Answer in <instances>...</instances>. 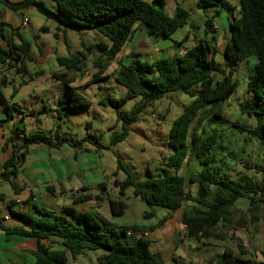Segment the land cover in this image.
<instances>
[{
    "label": "trees",
    "instance_id": "1",
    "mask_svg": "<svg viewBox=\"0 0 264 264\" xmlns=\"http://www.w3.org/2000/svg\"><path fill=\"white\" fill-rule=\"evenodd\" d=\"M6 2L14 10L36 7L47 18L58 23V31H63L66 40V32L75 30H96L106 36L111 44L97 42L87 47L88 50L97 49L103 58L109 61L118 60L119 67L114 72V79L127 88V92L119 99L108 98L116 107L135 97H141V102L130 111L117 110V119L122 122L123 129L111 138L115 144L123 141L129 135L130 126L137 122L140 115L151 103L161 99L165 94L181 91L193 99L185 105L182 113L174 120L169 134V146L172 154L166 159L164 174L155 176L152 173L145 180H136L130 173L123 181L115 179L121 195L129 187H133V193L152 207H163L170 212L181 209L186 203L190 208L183 212L182 223L189 237L197 243L207 239L222 240L226 235L217 229L232 223L236 217L235 205L241 199H249L252 203L264 204V149L262 157L258 161L257 179L236 177L233 172L224 171L217 163L213 153L218 143V133L213 128V133L203 137L198 132V126L204 119H224L222 103H224L238 88L239 80L235 78L236 68L241 62H246L254 57L256 64L254 72L247 82L248 96L239 105L241 114L255 117L257 125L254 129H248L253 138H257L264 147V0H239L240 16H234L230 22V43L224 56L227 67L215 59L214 49L206 39H200L194 46L187 49L183 55L175 54L172 57L161 58L155 62H149L136 57L129 63L119 60L123 48L129 38L139 26H145L149 34L171 37L179 28L187 25L189 14L178 6L173 15L166 12L165 0H52L58 6V10H52L42 0H22L18 3ZM200 7L221 5L231 15L234 7L225 0H199ZM211 21H207V27ZM18 37V43L11 40L7 47L0 46V65L8 64L16 68L18 73L26 71L24 62L34 61L31 53L32 43L26 41L21 34L13 30ZM86 53L80 56H57V62L66 70L62 73H53V78L61 80L68 86L67 98L62 108L76 109L91 104L84 95L71 86L75 81L70 77L73 71H80V64H84ZM99 71L94 79L100 78L105 72L106 66L97 63ZM41 75V73H37ZM33 78V77H31ZM27 83L23 80L20 86ZM19 88H14L11 97H15ZM107 98L100 101L105 103ZM0 103L10 113V104L0 89ZM60 115V114H59ZM14 131H20L15 128ZM19 135V133L17 132ZM57 140L47 136L42 131L38 133L24 134V142L19 145L12 134L8 138L11 144L10 156L2 164L3 170L0 178L10 182L14 191L19 193L21 188L12 181L17 176L19 169L26 161V156L34 146L61 149L64 143H69L76 150L84 151L82 146L85 139L72 141L56 134ZM196 157L203 165L196 174L187 179L180 171L190 157ZM123 168L119 161V169ZM248 178V179H247ZM105 182L100 184L103 190ZM196 187V193H192L188 185ZM86 188V187H83ZM53 192V188L47 187ZM101 198V197H97ZM31 198L27 199L28 203ZM92 200L91 194L74 197L73 204H82ZM111 214L122 216L127 208L123 200L107 199ZM12 201L9 207L13 214L19 216L23 224L6 226L0 217V229L6 234H19L32 236L38 239V248L34 251L36 261L34 264H68V251L76 258L86 250H103L99 257L101 264H166L160 252L151 250L152 241L142 235L135 243H130L127 238V230L143 231L144 227L132 224L122 227L109 225L98 213L90 211L77 212L74 206L64 207L61 213H56L48 208L33 204L28 211H15ZM154 212L149 211L145 217H153ZM166 217L160 221L163 223ZM260 218L252 215L248 218L242 215L237 224L244 226L248 221L256 223ZM50 237L62 240L64 249H52L44 243ZM238 252L232 248L225 250L214 260L205 264H264L246 257L248 251L245 246L239 244ZM264 255V251L262 250ZM0 264H2L0 262ZM24 264V263H23Z\"/></svg>",
    "mask_w": 264,
    "mask_h": 264
},
{
    "label": "rangeland",
    "instance_id": "2",
    "mask_svg": "<svg viewBox=\"0 0 264 264\" xmlns=\"http://www.w3.org/2000/svg\"><path fill=\"white\" fill-rule=\"evenodd\" d=\"M9 1L11 3L20 2ZM165 1L166 12H172L173 0ZM230 1L238 7L239 0ZM178 2L181 1L178 0ZM48 3L49 1L45 2L49 7ZM183 8L190 16L195 14L196 6L193 8L191 5L183 4ZM209 10L213 14L215 10L220 12L219 15H215V20L220 29L227 31L228 19L226 17L229 14L228 11L220 4L210 6ZM22 14L19 10L11 8L6 2L0 1V46L7 47L12 37V29H14L12 26L18 27L21 32H30L38 28V23L23 28ZM235 14L240 15L237 10H235ZM41 15V13L32 12L28 16L38 22V17ZM176 33L177 35L182 34L183 30H178ZM100 37L108 39L98 31L91 29L87 33H82L81 42L73 44L72 48L73 53L77 49H80V53H86V58L83 60L84 64H80L82 69L73 71L70 77L76 79L71 83V86L90 100L89 106L76 109L62 108L61 103L67 98L68 86L61 80L53 78L52 74L62 73L66 69L60 66L57 60L52 57L46 58L47 55H44L45 61L43 62L26 60L23 64L26 71L21 73H18L16 68H11L8 64L0 65V89L11 107V116L7 111H4L3 116L0 113V123L5 125V128L8 122L15 121L19 125L21 132L13 131L12 133L16 137L15 142L19 145L24 142V134L40 131L52 137L54 141L57 140V132L60 137H66L72 141L85 139L82 144L84 151H78L72 169L74 171L73 182L82 183L86 186L75 190H60L67 198V203L60 208L74 206L77 212H94V209L96 210L98 207L105 220L109 222L108 224L115 227L125 223L140 226L155 225L161 221L168 209L150 206L134 195L133 187H129L125 191V195H121L119 187L115 184V179L123 181L127 177V173L140 181L147 179L150 173L155 176L164 174L166 159L172 152L169 146L171 126L182 113L185 105L189 104L193 98L181 91L165 94L161 99L146 107L139 120L130 126L127 138L112 144V136L120 133L123 129L122 122L117 119V110H132L136 104L141 102V97L127 100L120 107L113 106L109 102L108 98L119 99L124 96L127 88L113 77L107 76L112 75L113 67L111 66L106 70L109 71L106 72L107 75L97 80L94 79L95 73L100 69L97 65L99 51L97 49L88 50L87 47L101 42ZM14 39L18 40L17 36ZM78 53L74 54L80 56ZM35 54L37 55V52ZM105 62L106 59L101 58V64L105 65ZM252 64L248 62L242 67L236 68L235 78L239 80V85L237 90L222 103L224 119L216 120L215 123L211 122L210 119H204L198 126V132L206 137L213 133V128L217 130L218 143L213 150L217 163L214 165L220 166L224 171L233 172L238 178H244V174H246L247 177H252L255 180L259 177L258 161L262 157L264 147L257 138H253L247 132L248 129L256 127V118L241 114L239 109L240 103L248 96L247 82L254 72ZM37 73H41V75H37ZM85 79H89L88 82L90 83L85 82ZM23 80H27V83L20 86ZM15 87L19 88L16 100L15 97H11ZM102 98H107L105 103L100 101ZM261 106H264V101L261 102ZM9 146L12 150L11 144ZM34 147L39 151L34 150L26 156L27 165L30 169L31 161L41 158V149L47 152L46 158L48 160L53 158L51 152L58 150L39 145ZM71 147L76 152L77 149ZM55 153L58 154V152ZM119 161L122 162L123 168L119 169L117 176H115L114 173L118 170ZM35 163L39 164V161ZM52 167L54 168V165ZM202 167L200 160L192 156L188 159V164L187 162L184 164L181 174L188 179L190 175L196 174ZM2 170L3 168L0 167V174ZM103 182L106 183L104 190L100 188V184ZM2 187L1 189H4L5 193V196L2 197L7 205L12 200H17L19 195L16 197L10 184L3 183ZM191 192L196 193L195 186H191ZM84 194H91L92 200L76 204L77 206L74 205V197ZM108 198L123 200L127 203V208L122 216H113L111 213H107L109 210ZM26 204L25 202L21 203V206L25 208ZM39 204L41 203L39 202ZM190 206V203H186L184 208H190ZM13 209L17 211L18 206L14 204ZM234 209L236 217L233 222L217 227L226 235L222 240L207 239L204 242L196 243L194 239L189 238L187 232H184L185 230L182 228V240L179 247L174 249H179L181 256L175 251L174 257L182 264H205L218 257L225 248L238 250L239 244L256 254L258 258L262 257V250L264 251V204L252 203L249 199L244 198L236 203ZM149 211H153L154 215L147 218L145 214ZM4 212L2 211L3 215ZM6 212L13 218L17 217L8 208H6ZM242 215H246L248 218L255 215L260 220L256 223L248 221L244 226H240L237 221ZM167 228H171V223L167 224ZM192 246H196L194 251L191 249ZM63 248L65 247L63 246ZM68 253V264H101L98 258L103 250H86L76 258L72 257L70 252ZM164 258L167 264H174L171 263L167 253H164ZM199 258L203 259L202 263Z\"/></svg>",
    "mask_w": 264,
    "mask_h": 264
},
{
    "label": "crops",
    "instance_id": "3",
    "mask_svg": "<svg viewBox=\"0 0 264 264\" xmlns=\"http://www.w3.org/2000/svg\"><path fill=\"white\" fill-rule=\"evenodd\" d=\"M42 1L46 3L49 1V7L52 10H58L57 4L52 0ZM180 1L181 2L179 3L178 0H173V10L172 12H167L169 15H173L176 12L178 6L183 7V4L191 5L193 8L196 6L195 14L193 16L189 15L187 25L178 29L183 30L182 34L177 35V30L172 34L171 37L167 38L149 34L145 26H139L137 30L133 33V35L129 38V40L126 42L122 54L119 56V60H122V62L124 63H129L132 59L139 57L140 59L145 61L155 62L161 58L172 57L175 54H179L181 51L187 50L194 46L198 40L206 39L210 42L214 49L215 59L219 63L227 67V61L225 59L224 53L228 44L230 43V22L233 20L234 16H240L235 14V10H237L238 12L241 10L239 8L241 6L240 3L237 7L230 0H225L229 3L231 7H234L233 15L228 12L229 14L226 17L228 19V30L225 31L219 28L218 23L215 20V15H219V11L217 12V10H215L214 14L210 13V6L200 7L198 4L199 0ZM19 11L23 13L22 21L25 17L29 18V24L27 26L22 25L23 28L31 27L33 23H36V25L38 23V28L30 32H21L18 27L12 26L14 28L12 29V43L19 42V40L14 39L17 34L13 30L18 31L26 41L32 43L31 53L35 59L32 62H35L36 60L37 62L45 61V59L43 58L44 55H47L46 58L52 57L54 60H57L56 56H71L76 55L74 54L76 52H81L80 49H77L76 52L73 53V44H76L78 42L80 43L82 33H87L89 30H85L83 32L68 30L66 32L65 40L63 31H58V36L55 35L58 29V23L55 20L50 19V21L49 19H46L47 17L43 15L36 7L30 6L27 8L19 9ZM32 12H38L42 14L38 17V22L32 20V18L28 16ZM208 20L211 21L209 27H207L206 24ZM100 41L109 45L111 44V41L109 39H104L100 37ZM36 52L37 55H34V53ZM97 57H99V60L103 58L100 52L97 54ZM248 62L253 63L252 65L254 68L256 64V59L254 57H251L246 62H241L238 67H242ZM105 63V72L101 74L100 77L102 78L104 77V75H107L106 72L109 71L106 70H108L107 68H109V66L113 67V69L111 70L112 75L107 76L113 77L114 72L119 67L118 60L109 61L106 59ZM88 80L89 79H85V82L90 83L88 82ZM14 99L16 100L17 96H15ZM4 111H6V109L0 103V113L2 116L4 115ZM15 128H19V125H17L15 121L8 122L6 124V128L5 125L0 123V167L2 168V164L11 154L10 146L8 145V138L12 135ZM34 150L39 151V149H35V147H33L31 148L30 152H33ZM55 152H58V154ZM40 154L41 158L39 160L31 161L32 170L28 167L27 161H25L23 166L19 169L17 176L12 178V181L21 188L19 193H16L14 191L16 197L17 195H19V197L17 198V200L12 201L16 202L15 205L18 206L17 211H28L30 210L33 204H37L41 207L48 208L56 213H61L64 207H60L63 206V204L67 203V198H65L66 196L64 195V193L62 194L61 191H63V189L75 190L85 185L82 183L78 184V182H73L74 171L72 168L74 165L73 162L75 161L74 158L76 157V154L69 143H64L61 149L57 151L53 150L51 152V157H53L52 159L50 158L48 160L46 158L47 152L44 149L40 150ZM171 154H169L168 156H170ZM38 161L39 164H36L35 162ZM51 165H54V168ZM3 183L10 184V186L12 187L10 182H7L0 178V217L4 218L3 223L6 226L22 225L23 221L19 216L13 218L6 212V208H8L10 211L11 209L9 207V204L7 205L5 199L2 197L5 196V193L3 191L4 189H1L3 188ZM48 186L53 188V192L48 191ZM191 186L192 185L190 184L188 185L190 190ZM29 198H31V200L26 204L25 208L22 207L21 203H24ZM39 202L41 204H39ZM185 209L186 208H184L183 206L181 209H178L175 212H170V210H168L162 217V219L166 217L163 223L159 222L155 225L152 224L150 226H143V231H133L131 229L127 230V237L129 242L133 244L142 235H144L145 237L151 239V250L153 252H160L163 257L164 253H167V255H169L171 263L173 262L174 264H182L176 259V257H174L175 251H177V254L181 256L180 252L178 251L179 249H174L175 247H179V244L182 240L181 229L183 228L185 230L184 232H187L185 226L182 223V216ZM2 211H5L4 215L2 214ZM94 212L98 213L104 218L103 214L99 211L98 207L96 210L94 209ZM11 213L13 212L11 211ZM107 213H111L110 206ZM168 223H171L170 229L167 228ZM125 225L132 224L125 223L119 227ZM189 238L191 239V237ZM44 243L48 244L52 249H64L62 245V240L57 237H50L45 240ZM38 245L39 241L35 237L19 234H6L3 230L0 229V262L2 264H34L36 261L34 251L38 248ZM195 247L196 246H192L191 249L194 251ZM233 250L235 252H238L237 249ZM247 251L248 255L246 257H252L254 260L256 259V261L264 263V255L262 253V257L258 258V256L250 250L247 249ZM199 259L202 263L203 259Z\"/></svg>",
    "mask_w": 264,
    "mask_h": 264
},
{
    "label": "built area",
    "instance_id": "4",
    "mask_svg": "<svg viewBox=\"0 0 264 264\" xmlns=\"http://www.w3.org/2000/svg\"><path fill=\"white\" fill-rule=\"evenodd\" d=\"M28 24H29V18L25 17V18L23 19V21H22V25H23V26H27ZM186 51H187V50H183V51H181L179 54H180V55H183V54L186 53ZM129 230H130V229H129Z\"/></svg>",
    "mask_w": 264,
    "mask_h": 264
},
{
    "label": "water",
    "instance_id": "5",
    "mask_svg": "<svg viewBox=\"0 0 264 264\" xmlns=\"http://www.w3.org/2000/svg\"><path fill=\"white\" fill-rule=\"evenodd\" d=\"M239 8L241 9V6Z\"/></svg>",
    "mask_w": 264,
    "mask_h": 264
}]
</instances>
